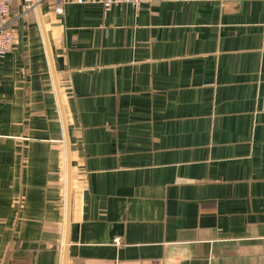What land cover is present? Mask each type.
Masks as SVG:
<instances>
[{"label": "crops", "instance_id": "1", "mask_svg": "<svg viewBox=\"0 0 264 264\" xmlns=\"http://www.w3.org/2000/svg\"><path fill=\"white\" fill-rule=\"evenodd\" d=\"M11 13L0 264H264V0Z\"/></svg>", "mask_w": 264, "mask_h": 264}, {"label": "built area", "instance_id": "2", "mask_svg": "<svg viewBox=\"0 0 264 264\" xmlns=\"http://www.w3.org/2000/svg\"><path fill=\"white\" fill-rule=\"evenodd\" d=\"M100 4L105 10L117 4L141 6L150 0H90ZM11 0H0V56L12 51L16 39L13 29V16L10 9Z\"/></svg>", "mask_w": 264, "mask_h": 264}, {"label": "rangeland", "instance_id": "3", "mask_svg": "<svg viewBox=\"0 0 264 264\" xmlns=\"http://www.w3.org/2000/svg\"><path fill=\"white\" fill-rule=\"evenodd\" d=\"M9 106L11 107V109H12V114H14V105L12 104V105H10L9 104ZM6 105H2L1 103H0V114H5V111H6ZM4 109H5V111H4ZM4 118H5V116H4Z\"/></svg>", "mask_w": 264, "mask_h": 264}, {"label": "trees", "instance_id": "4", "mask_svg": "<svg viewBox=\"0 0 264 264\" xmlns=\"http://www.w3.org/2000/svg\"><path fill=\"white\" fill-rule=\"evenodd\" d=\"M10 9H11V3H10ZM12 14V13H11Z\"/></svg>", "mask_w": 264, "mask_h": 264}]
</instances>
